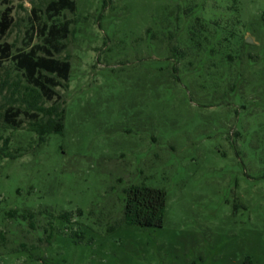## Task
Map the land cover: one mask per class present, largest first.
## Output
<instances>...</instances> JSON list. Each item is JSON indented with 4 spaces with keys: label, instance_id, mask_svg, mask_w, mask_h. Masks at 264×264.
Masks as SVG:
<instances>
[{
    "label": "rangeland",
    "instance_id": "rangeland-1",
    "mask_svg": "<svg viewBox=\"0 0 264 264\" xmlns=\"http://www.w3.org/2000/svg\"><path fill=\"white\" fill-rule=\"evenodd\" d=\"M49 1L0 0L12 54ZM54 18L70 80L39 103L62 132L39 142L32 85L0 66V136L25 151L0 158V264H264V0H76ZM132 185L167 192L161 227L125 220Z\"/></svg>",
    "mask_w": 264,
    "mask_h": 264
},
{
    "label": "trees",
    "instance_id": "trees-1",
    "mask_svg": "<svg viewBox=\"0 0 264 264\" xmlns=\"http://www.w3.org/2000/svg\"><path fill=\"white\" fill-rule=\"evenodd\" d=\"M76 10V0H51L46 6L49 17L54 19L52 23L39 20L38 10L35 15L38 22H32L27 29L28 42L26 48L12 54V44L0 42V66L9 58L14 59L16 66L23 71L27 81L32 85L29 97L25 98L26 110H37L42 115L34 114L30 121V129L39 136V142L47 140L52 132H62L64 129V109L58 105L45 108L40 105V98L45 95L52 99L55 95H61L55 90L57 86H66L63 81L70 80L72 63L68 57L59 58L66 47V39L72 33L71 21H57L55 16L60 15L64 10ZM13 7L7 6L0 12V38L5 37L10 31L14 17ZM40 35L42 43H34V38ZM21 108L9 106L6 108L3 117L5 121L14 128H20L23 124L19 118ZM27 112V111H26ZM24 149L19 147L16 150L11 148L9 136H0V158H17L24 154ZM167 205V192L161 188L145 185H132L126 190L124 218L128 223L161 227L164 224ZM15 215L16 212L10 213ZM33 217V213L28 214ZM60 217L71 220L70 213H62Z\"/></svg>",
    "mask_w": 264,
    "mask_h": 264
}]
</instances>
